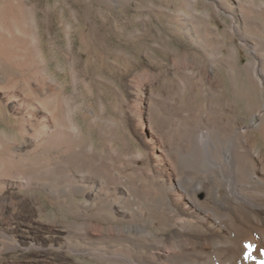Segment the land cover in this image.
I'll use <instances>...</instances> for the list:
<instances>
[{
  "label": "bare ground",
  "instance_id": "1",
  "mask_svg": "<svg viewBox=\"0 0 264 264\" xmlns=\"http://www.w3.org/2000/svg\"><path fill=\"white\" fill-rule=\"evenodd\" d=\"M7 1L4 13L0 12V62L6 64L0 65L3 93L8 82L15 86L12 80L15 77L22 78L34 89L33 76L23 65L31 60L40 63L43 76L48 71L40 51H35L19 35L22 32L25 36H32L31 30L37 28L33 12L24 10L26 0ZM213 1L217 10L223 11L230 19L226 34L217 43L218 47L222 46L227 36L232 42L225 58L208 44L201 22L195 23L188 17L189 13L183 11L174 14L176 30L196 47L197 53L207 58L211 68L207 75L199 73L195 77L192 107L174 103L169 92L163 94L161 113L153 103L147 107H138V104L129 107V113L137 121L143 117V127L151 136L148 142L160 152L157 160L152 163L149 154L131 146L128 138L125 139L124 154H118L112 147L106 148L107 156L125 159V164L148 173L154 183L157 193L152 199L157 202L160 215L156 220L157 227L150 229L145 237V234L141 238L126 231L136 222L141 192L111 170L99 169L98 172L88 168L90 159L95 164H110L109 158L94 148L93 143L86 142L76 123L64 120L53 99L41 100L38 95L28 98L21 91V94L9 96L17 100L16 109L48 117L40 122H34L30 117L19 124L18 141L0 137V210L15 220L14 227L21 231L22 239L24 230L29 229L34 234L49 233L45 240L52 244H66L67 238L71 237L83 238L87 244L78 242L75 249L88 252L105 264H264V38L261 37L264 35V0H228L227 4L226 1ZM187 3L190 5L189 15L196 14L195 0H187ZM207 18L202 16V22ZM249 31H256L260 36L255 38ZM24 48L27 57L17 63L24 57L20 53ZM240 52L258 58L245 64L250 88L240 87L242 81L236 72ZM188 57L189 51L186 50L174 60L172 67L165 69L163 77L165 81L176 80L180 90V73L192 66ZM218 63L226 68L233 93H243L250 99L246 115L237 116L234 105L215 83L220 82L215 74ZM47 89L42 85L38 93L43 95ZM201 90L207 93L206 99L200 97ZM213 97H217L220 103L216 104ZM187 113L192 118L186 126L188 135L181 143L182 137H175L176 116ZM214 113L219 115L214 116ZM110 134L111 131L105 132L109 139ZM69 155L71 159L67 158ZM49 156L55 158L52 163ZM39 162L45 165L44 169H37ZM59 164V169H54L53 166ZM15 188L37 189L51 203L58 204L80 194L84 200L77 201L80 210L76 216H86L87 220L80 221V228L45 226L33 219L36 195L30 201L20 200L17 208H9L11 190ZM91 211L96 212L92 215ZM92 220L99 222V233L91 230ZM30 243V247L36 244ZM134 246L139 251L134 250ZM43 252L34 255L27 252L23 256L25 262L18 264H43L46 256ZM63 262L72 264L68 260Z\"/></svg>",
  "mask_w": 264,
  "mask_h": 264
},
{
  "label": "rangeland",
  "instance_id": "2",
  "mask_svg": "<svg viewBox=\"0 0 264 264\" xmlns=\"http://www.w3.org/2000/svg\"><path fill=\"white\" fill-rule=\"evenodd\" d=\"M212 1L195 0L193 6L196 14L190 16V5L187 0H26L27 8L24 10L27 13L33 12L37 28L31 30L32 36H25L22 32L19 35L21 34L23 40L33 46L35 51H40L47 62L48 71L47 75L43 76L40 63L35 60L33 63L31 60L23 65H25L24 69L33 76L31 79L34 89H31L22 78L17 77L12 80L15 86H20L19 88L12 86V82L10 84L8 82L3 88L6 89L5 93L0 89V137L4 136L3 138L7 140L10 138L9 140L18 141L20 138L19 135L17 136L19 124L31 118L34 122L44 121V118L48 119L46 115V117L41 114L34 115V113H25L19 108L16 109L15 101L17 100H12L9 96L22 92L28 98L36 97L35 95H38L41 100L51 101L52 98L53 103L57 104L59 110L62 111L64 120L76 123L84 134L86 142L93 143L92 146L98 149L103 156H107L106 148L109 147L117 150L120 155L124 154L127 146L125 139L128 138L131 146L146 151L152 163L155 162L160 152L156 146L148 142L151 136L143 127V117L137 121L129 113V107L134 104H138V107H147L149 103H153L161 113L164 106L162 97L168 92L174 103L179 102L185 107H192L195 100V77L199 73L207 75L211 68L207 58L197 53L196 47L185 35L176 30L174 14L183 11L182 13H189L188 17L191 20L194 19L195 23L201 22L206 31L205 38H208V44L213 45L219 55L225 58L232 42L226 35L222 46L218 47L217 43L220 42L221 36L226 34L225 29L230 19L223 11L217 10ZM221 1H226V4L228 2V0ZM7 2V0H0L2 14L7 7ZM202 16L208 18L202 22ZM259 17L262 18L260 15ZM17 26L19 27L20 24ZM214 26L218 30H214ZM249 32L255 38L260 36L256 31ZM261 37L264 38V35ZM30 46L28 48L31 49ZM186 50L189 51L188 58L191 59L189 62L192 66L187 71H181L179 80L182 88L180 90L176 80L165 81L163 77L165 69L172 67L174 60ZM20 53L24 57L19 58L17 63L24 60L28 52L24 48ZM253 58L246 53L238 54L236 72L242 81L240 87L250 88L251 86L247 79L245 64ZM254 59L257 61L258 58ZM0 65L6 64L0 62ZM215 74L220 80L215 83H218L219 87L224 90L226 97L234 105L237 116L246 115L250 99L243 93L237 95L233 93L226 68L219 63L216 65ZM42 85L48 88L47 93L43 95L39 94ZM200 97L206 99L207 93L201 90ZM212 100L216 104L220 103L217 97H213ZM218 115L219 113H214V116ZM191 118L190 113L176 116L178 123L175 125V137L181 136V143H184L183 138L188 135L186 126ZM109 130L111 131L110 139L105 135V132L107 134L110 132ZM256 140L260 145L259 137ZM70 155L75 157L74 154ZM70 155L68 159L72 158ZM107 157L110 164H95L96 162L90 159L87 163L88 168L95 169V171L97 169L98 172L99 169L111 170L118 176L120 175L124 181L126 180L129 186L136 187L141 192L138 197L141 207L139 206L136 222L126 231L141 238L145 234L143 235L145 237L150 229L157 227L158 221L156 220H159L160 215V208L152 199L157 193L154 183L148 173L134 165L125 164V159ZM49 158L51 163L55 160L52 156ZM41 162L39 165L36 164L37 169L45 168ZM36 166L31 168H36ZM53 167L59 169L60 164ZM11 191L9 198L11 210L18 207L20 200L30 201L33 195L37 196L33 205L35 207L33 219L45 226L80 228L82 227L80 221L87 220L86 216H76L80 210L77 203L84 200L80 194H74L65 203L58 204L51 203L45 194L37 189L15 188ZM95 212L90 213L93 215ZM3 213L0 210V264L25 262L23 259L25 253L34 255L39 251L46 253L43 264H64L63 260H68L72 264H105L98 257L75 249L78 242L87 244L83 238L71 237L67 238L66 244L60 242L52 244L45 240L49 233L34 234L29 229L24 230L22 239L21 231H17L14 227L15 220ZM90 224L91 230L99 233V222L97 224L92 220ZM31 241L36 242L35 246L30 247ZM124 245L129 246L127 242ZM133 248L139 251L138 247Z\"/></svg>",
  "mask_w": 264,
  "mask_h": 264
}]
</instances>
